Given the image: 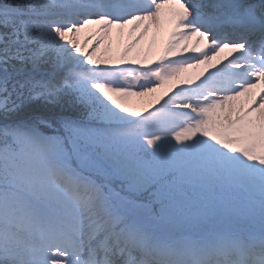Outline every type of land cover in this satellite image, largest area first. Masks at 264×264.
<instances>
[{
	"label": "snow or ice",
	"instance_id": "1",
	"mask_svg": "<svg viewBox=\"0 0 264 264\" xmlns=\"http://www.w3.org/2000/svg\"><path fill=\"white\" fill-rule=\"evenodd\" d=\"M0 264H264V0H0Z\"/></svg>",
	"mask_w": 264,
	"mask_h": 264
},
{
	"label": "rangeland",
	"instance_id": "2",
	"mask_svg": "<svg viewBox=\"0 0 264 264\" xmlns=\"http://www.w3.org/2000/svg\"><path fill=\"white\" fill-rule=\"evenodd\" d=\"M170 29H165L162 34L157 35L156 30L153 29L152 31L149 32L148 36L145 37V39L141 42L138 47L143 48L146 53L149 54V60L148 62L151 63L152 60H158L160 54L163 52L166 41L168 39V34H169ZM133 37L129 35L128 30H125V35L122 39V42L119 43L118 48L122 50L123 46L128 43ZM196 38H193V43L195 42ZM117 47L114 45V48ZM103 51V48L101 49V52ZM101 53H98L97 55H100ZM117 52L114 50L111 55L115 56ZM187 55H190L191 53H185ZM134 55V54H133ZM131 58V57H130ZM219 63V58L216 61H213L212 64H205V65H200L198 67H192L186 70V72L181 74V77H196L199 76L201 73L204 75H207L208 71L214 70L212 68L213 64H218ZM201 78H203L201 76ZM175 83V81L172 82H166L164 89L158 90L156 93L150 94L151 97L154 96H159L163 91H166L169 89L172 84ZM146 97H132L127 101V106L134 109V110H143L146 102H147ZM158 106V105H157Z\"/></svg>",
	"mask_w": 264,
	"mask_h": 264
}]
</instances>
